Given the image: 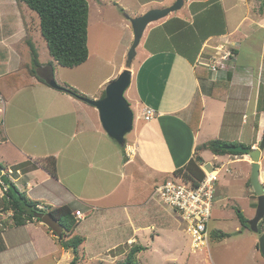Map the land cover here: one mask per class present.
Here are the masks:
<instances>
[{"label": "crops", "instance_id": "1", "mask_svg": "<svg viewBox=\"0 0 264 264\" xmlns=\"http://www.w3.org/2000/svg\"><path fill=\"white\" fill-rule=\"evenodd\" d=\"M157 1L136 0L138 6L132 14L134 16H130H139L156 7L159 4ZM165 1L169 4L174 0ZM210 1L211 5L220 1L224 12L217 30L210 27L213 17L207 13L210 18H206L204 26H197L198 22L194 20L189 21L194 26L195 35H191L190 30L183 34L184 28L175 32V23H170L172 20L180 18L188 22L179 15L168 17L148 33L147 47L141 48L136 62L132 63V82L126 91L133 110H138L140 115L139 121L135 116L134 133L125 145L119 144L104 130L96 107L77 102L66 91H62L64 94L61 95L68 100L66 106L50 109L48 105L52 106L56 99L48 103L46 99L35 97L34 93L37 89L48 91L54 90V87L39 81L35 75L29 83L11 91L12 97L21 98L16 100L15 105L20 106V110H17L18 115L9 127L19 129L31 126L35 114L47 117L57 114L56 134L63 139L60 145L52 146L45 136V128L28 127L18 134H10V128L6 127L0 141V163L6 169L2 170V174H6L21 191L45 208L67 204L74 211L80 207L84 209L86 217L79 221L75 230L85 237L79 251L83 260L89 254L96 260L112 264L123 259L133 244L147 246L149 235L155 242L164 228L173 230L182 218L171 206L154 196V189L159 182L175 177V170L195 157L197 146L214 137L255 148L264 137V7H260L259 11L255 9V0H241L246 4V12L234 27L228 22L226 7L229 3ZM204 2L198 1L199 4ZM191 9L193 6L189 7L188 15L194 10ZM38 16L25 2L0 0V59H4L7 67H12L18 60L22 62L25 55L32 56L26 51L27 47L30 48L26 37L28 34L31 37L33 33L39 34L40 27L35 28L36 18L38 23L40 20ZM126 26L132 29L128 23ZM146 32L147 29L144 36ZM220 40L231 44L233 56L229 61L223 60L217 72L212 73L211 70L206 75L207 69L210 71L209 66L200 60L203 61L207 53L210 56L204 62L213 63L210 59L217 57L220 60L217 50H225V47H216L219 43L215 42ZM151 41L156 42L151 44ZM177 47L194 49L187 51ZM0 65V77L14 71L12 68L6 71L4 63ZM0 87L4 94L9 93L4 86ZM197 94L202 103L200 112L193 104ZM27 103L31 104L30 113L24 108ZM68 103L71 106L76 103L79 109L69 108ZM147 107L156 111L150 121L143 117ZM36 133L38 136L41 134L43 142L32 141ZM207 152L211 151H202V157ZM56 155L63 157L61 163L66 165L62 168ZM50 156L56 157L54 174L44 165ZM222 157L224 160L227 158L223 164L235 161L245 163L250 170L246 179L251 175L252 159L249 155ZM260 164V180L264 185V150ZM13 166L16 172L8 174L7 169L11 171ZM142 171L153 183L146 181V186L138 184L137 176ZM128 179L129 185L126 184ZM2 186L4 189L3 183ZM60 191L65 196H61ZM91 201L101 202V205ZM11 215V211L0 210V264H26L32 260L41 262L47 259H53L55 264H70L74 258L73 251L64 248L46 224L34 220L15 226L11 224ZM92 237L95 238L93 243ZM258 238L254 243L259 252ZM101 243L102 248L99 246ZM16 254L22 261L11 263ZM107 255L109 259H106Z\"/></svg>", "mask_w": 264, "mask_h": 264}, {"label": "rangeland", "instance_id": "2", "mask_svg": "<svg viewBox=\"0 0 264 264\" xmlns=\"http://www.w3.org/2000/svg\"><path fill=\"white\" fill-rule=\"evenodd\" d=\"M88 1L90 5V17H89L90 55L85 63L75 67L62 66L58 64L50 55L47 42L42 36L40 29H39V34L37 32V33H33L32 37L29 36V34L27 36L31 37V39L34 41L35 46L37 47V50L39 52L40 60L45 63L48 62L49 60L53 62V63L51 62L54 68L53 75L55 76V79L59 84H61L64 87L68 86L77 89L84 96L86 95V97L88 98L96 99V96H98L97 98H101L103 91L106 89L108 83L116 79L119 76V74L126 67H128L127 64L128 53L133 43L134 33L131 36V30L133 32V28L132 29L127 28L126 24L128 23L132 27V23L129 19V16L132 15L134 11H136L138 5L136 3V0H88ZM175 1L176 0L167 4L165 0H158L157 3L159 4L156 7H152L150 9L160 8L162 6H168L173 4ZM198 1L200 0H185V4L183 8L171 13L168 17L179 15L183 19L186 18V20H188L189 23V21L193 22V20L194 22L196 21L200 22V20L203 19L204 22H206V18H208L207 16L212 15L213 20H211L212 25H210V27L217 30L224 15L223 9L220 6L221 5L220 1H217L216 4L211 5L209 4L211 2L210 0H205V2L207 3L206 5L207 7L203 10V12L199 15L192 16L191 14L194 13L196 10H198L199 7H201V4H199ZM255 1L257 6L255 9L259 10L260 7L261 8L264 7V0H255ZM222 2L229 3V6L226 7L228 14V22L229 24L234 25L235 27L237 23L241 20V17L246 12V4L243 3L241 0H222ZM191 6H193L194 10L191 9L193 10V12L190 15H188L189 7ZM180 12L183 14H179ZM207 13L210 14L207 15ZM168 17L149 24V26L147 27L146 35L143 36L141 43L137 48L136 56L140 55L142 47H147L146 44L148 41V33L150 32L151 28L159 25L160 23H163L166 19H168ZM36 22L37 23H35L36 24L35 28L40 27V20L38 23V18H36ZM197 26H200V24H197ZM156 33L157 32L155 31V34ZM128 37H130L131 39H127ZM154 38H156V36ZM173 41H175V39H173ZM154 42L156 41H151V44H154ZM221 42H222L221 40L216 41L215 43L217 44L219 43V45L216 47H225V50L223 48H218L217 53L218 56L220 57V60L218 59V57L216 59L221 62L218 64L223 65L221 61V57L224 55L226 57L228 56L230 57V53H232L233 56V52H232V48H230L231 47L230 43L228 42L221 43ZM177 48L180 50H187V51H192L194 49V47H177ZM26 51L32 54L31 48L27 47ZM205 56L207 57L210 55H208L207 53ZM206 57H204L202 60L205 61ZM229 57L227 58V61L230 60ZM0 60H1L0 64L2 63L5 64L3 68H6V71L9 68H12L14 70L8 72L9 75H4L0 77V84L9 90V93H7L8 101H7L5 118H6V127L8 130L10 128V132H11L10 134H18L23 130H26L28 127L39 128V129L45 128L44 129L46 132L45 136L49 144L52 146L56 144L60 145V143H62L63 137L58 138V135L56 134L55 127L59 122L58 119L59 117L57 116V114L48 117L46 115L39 116L35 114V116H32L31 126L28 127L22 126L19 129H12L11 127H9L11 126L10 123L13 122V119H15L18 115L17 110H20L19 109L20 106L15 105L17 104L16 100L18 98H21L19 96H16L17 99L14 98L15 96L12 97L13 95L11 96L12 94L11 91H13L16 87L22 84L29 83L31 80H33L32 77L33 74L30 70L34 69V66L32 63V56L25 55L22 62L18 60L17 62L14 63L13 65L14 67L13 66L7 67L4 59H0ZM136 60L137 58L135 57L133 63H135ZM19 65L21 67H18ZM132 67H134L133 64L131 65V68ZM216 68L218 67L216 66ZM0 69H1V65H0ZM213 72H217V71H212V73ZM210 73H211V69L210 71L207 69L206 75H209ZM62 91L65 92V90H59L55 88L54 90L48 89V91H45L44 89L43 90L37 89V91H35L34 93V96L46 99L48 103L51 99H56V102L52 106L48 105V107H50V109H55V110L58 108L62 109L63 107L66 106V102H68L66 98L61 96L62 94H64V92ZM195 97L196 95L194 96V98ZM75 99L77 100V102L80 101V103H84L88 107H91L89 103L87 104L86 102H83L81 98L75 97ZM30 105L31 104L27 103L26 106H24V108L28 112L31 111L32 109ZM194 105L195 107H198L200 112L201 111L200 107L202 108V103L200 102L199 104L196 103ZM68 106L69 108L72 109L75 108L79 109V106L76 103L75 105L72 104L71 106L69 104ZM134 112L136 116V121H139V117H138L140 115L139 111L136 110ZM96 117H97V113H96ZM66 119H68V117H66ZM81 119L83 122L84 117H82ZM198 120L199 119H197L196 121L194 120L195 125L196 124L198 125L197 123ZM0 128L3 130L2 127ZM133 133L134 131L128 133L126 135V140L130 139ZM3 134L4 132L2 131V134L0 136V141H2ZM56 135L57 138H55ZM40 137L41 134H39L38 136V134L36 133L32 136V141L34 139L35 143L43 142V139H41ZM54 139H56V142L54 141ZM212 139H216V138L211 137L208 140L210 141ZM57 157L59 158L58 161L62 168L63 166L66 165L65 163H61L63 161V157L61 156H57ZM224 159L225 158L222 156L215 157V155H213L212 152H207L203 156V161L206 163L205 167L208 170H211L216 167L221 168L219 180L216 183V194H215L216 198H215L214 209L212 212V218L208 224V231L210 235L209 245L204 247L200 251H196V252L192 251L191 239L189 234L187 233L185 223L182 222V220H178L173 230L164 228L165 230L161 231L160 233L161 235L159 237H156L155 242H153L152 237H150V235L148 236L149 242L147 243L146 249L141 253L140 256L142 258L147 259L149 261V264H264V255L262 254L261 251L258 252V250H256L254 243L256 238L259 237V234L253 232L250 229V227H244L239 215L240 214L239 212H241L245 216V218L249 220L253 218V217L250 218L249 216H251V214L255 216V212H256V209H254V207L258 202V196L252 185L251 175L248 177V179H246L247 175L250 174L249 173L250 170H248V168L245 167L246 166L245 163L238 161H235L236 163L226 162L227 164H223V162L226 161L227 158L226 160ZM12 168L13 169L11 171L7 169L6 172H8V174L9 173L12 174V171L13 173L16 172L15 166H13ZM137 177H138L137 178L138 184H143V186H146V181H149L150 184L153 183V180L148 179V175L144 171H142ZM116 180H118V178H116ZM0 182H2L1 178H0ZM162 182L163 181L159 182L158 184ZM126 184L127 185L130 184L129 179L127 180ZM134 185L135 183L133 182V187ZM123 187L120 188L123 189ZM120 188L118 189V192L120 191ZM3 190L4 189L1 183L0 184L1 211H5L4 210L5 202L3 201L4 199L2 196ZM64 193L61 191L59 192L61 196H65ZM93 203L101 205V202H93ZM80 210H84V209L80 207ZM262 230H264L263 227ZM216 231H223L228 233L229 235L223 239H217L212 236V233ZM152 232L153 231H150V233ZM75 233L77 234V232ZM153 235H155V233ZM94 240L95 238L92 237L91 243H93ZM258 242H259V238H258ZM99 246L102 248L103 247L102 243L101 245L99 244ZM58 247L60 249V245ZM17 255L18 254H16V256L13 255L14 258L12 259L11 263H17L22 261L20 258L17 257ZM106 257H108L106 259L110 258L108 255ZM101 261L104 260H96L91 256H89L88 254V257H85L84 260L81 259L79 264H99ZM26 264H55V261L53 259H47V261H41V262L39 260L38 261L32 260L27 262Z\"/></svg>", "mask_w": 264, "mask_h": 264}, {"label": "trees", "instance_id": "3", "mask_svg": "<svg viewBox=\"0 0 264 264\" xmlns=\"http://www.w3.org/2000/svg\"><path fill=\"white\" fill-rule=\"evenodd\" d=\"M25 2L32 10H34L40 17V31L42 36L47 42L49 53L52 58L60 65L65 67H75L85 63L90 55L89 50V17H90V5L88 0H18ZM206 2L201 4V8H205ZM199 9V10H200ZM203 11H195L196 15L201 14ZM197 22V21H196ZM170 23H175V32L184 28L185 32L190 30L191 35H195L194 26L190 25L187 21L180 18H175ZM178 24V25H177ZM197 24L204 26V19L200 20ZM220 26V25H219ZM190 33V32H189ZM27 44L32 51V63L34 69L30 70L37 77V79L48 86H51L47 78L49 75L54 74V68L51 64L52 61L46 65L43 64L39 57V52L35 46L34 41L27 36ZM53 63V62H52ZM1 86V84H0ZM66 87V86H65ZM1 88V87H0ZM2 89V88H1ZM0 89V90H1ZM3 90V89H2ZM0 91L3 96L7 98V94ZM66 92L70 93L76 98L86 97L81 94L77 89L66 87ZM106 91H103L101 96L104 97ZM201 99L199 94L196 95L193 104L200 103ZM2 130L0 129V136ZM242 145L239 143H231L222 139H212L197 146L195 157L191 159L188 164L175 170L174 174L177 177L182 178L185 182L191 183L193 186H197L204 178L205 173L200 168V164L203 163L202 151L210 150L215 155H243L239 151L230 150L228 147ZM251 148V147H250ZM45 167H47L51 173L56 172L57 162L55 156L46 158ZM20 166V165H19ZM17 168V167H16ZM5 169L0 163V178L4 186L3 201L5 202L4 209L12 212V225L19 226L26 224L29 221L41 219L36 218V212L43 210L40 208L39 201L31 199L26 192L21 191L18 186L6 175L2 174V170ZM6 170V169H5ZM49 212L62 223L64 232L58 237L61 245L67 250H71L74 253V258L70 264H79L81 258L80 247L85 241V237L76 234L75 230L79 225L74 215V208L63 204L57 207H47ZM46 208V209H47ZM240 219L244 227H249L248 219L239 212ZM264 219L262 220V222ZM261 222V224H262ZM49 230H52L49 228ZM229 234L223 231H216L212 233V236L217 239H223ZM68 237V238H66ZM146 249L145 245L133 244L128 250L124 259L116 261L112 264H149V261L142 258L140 255ZM99 264H107L101 261Z\"/></svg>", "mask_w": 264, "mask_h": 264}, {"label": "water", "instance_id": "4", "mask_svg": "<svg viewBox=\"0 0 264 264\" xmlns=\"http://www.w3.org/2000/svg\"><path fill=\"white\" fill-rule=\"evenodd\" d=\"M184 4L185 0H176L169 6L149 9L136 17L129 16L132 23L134 39L128 53V67L116 79L108 83L104 97L96 99L88 97L81 98L96 107L104 130L121 145L126 144V135L134 127L135 113L125 94L132 82L133 72L131 65L137 55V48L149 24L168 17L171 13L182 9ZM46 78L52 87L59 90H66V87L56 81L54 75H49ZM228 148L247 154L252 159L251 178L252 185L258 196V204L256 214L252 219L248 220V224L253 232L259 234V249L264 255V230L260 226L261 221L264 219V185L260 180V158L264 150V137L261 139L259 146L255 148H250L245 145H235ZM36 218L41 219L58 237L63 234L64 227L62 223L55 219L48 210H38L36 212Z\"/></svg>", "mask_w": 264, "mask_h": 264}, {"label": "built area", "instance_id": "5", "mask_svg": "<svg viewBox=\"0 0 264 264\" xmlns=\"http://www.w3.org/2000/svg\"><path fill=\"white\" fill-rule=\"evenodd\" d=\"M231 56L232 53H230ZM228 57L222 56L221 61L227 60ZM210 60L213 63H206L201 60L200 62L209 66L212 71H217L216 66L219 67L220 64L218 63L221 62L216 58ZM6 108L7 100L0 92V127L3 129L6 127ZM155 115L156 111L151 107H147L143 111V117L146 121L152 120ZM200 167L205 176L197 186L175 176L157 184L154 189V196L171 206L184 221L191 239V250L194 252L209 245L208 224L212 218L216 198V183L219 180L221 170L219 167L208 170L205 164H201ZM91 207L94 208L93 205ZM40 208L45 207L40 205ZM74 215L79 221L86 217V213L80 209L74 211Z\"/></svg>", "mask_w": 264, "mask_h": 264}, {"label": "clouds", "instance_id": "6", "mask_svg": "<svg viewBox=\"0 0 264 264\" xmlns=\"http://www.w3.org/2000/svg\"><path fill=\"white\" fill-rule=\"evenodd\" d=\"M5 129H6V127H5ZM5 129H1L3 132L5 131ZM205 163V162H204ZM204 163H201V164H204ZM200 164V165H201ZM201 168V167H200ZM202 169V168H201ZM203 170V169H202ZM176 176V175H175ZM41 209H43V210H48V208L46 209V208H41ZM49 211V210H48ZM262 222V221H261ZM260 226H261V228L263 227V229H264V225H262L261 223H260Z\"/></svg>", "mask_w": 264, "mask_h": 264}]
</instances>
